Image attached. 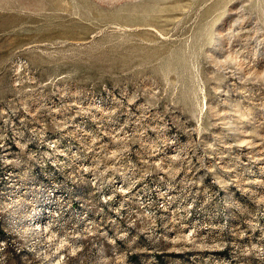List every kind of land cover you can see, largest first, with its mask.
<instances>
[{
	"label": "rangeland",
	"instance_id": "374dc122",
	"mask_svg": "<svg viewBox=\"0 0 264 264\" xmlns=\"http://www.w3.org/2000/svg\"><path fill=\"white\" fill-rule=\"evenodd\" d=\"M0 264H264V0H0Z\"/></svg>",
	"mask_w": 264,
	"mask_h": 264
},
{
	"label": "bare ground",
	"instance_id": "6f19581e",
	"mask_svg": "<svg viewBox=\"0 0 264 264\" xmlns=\"http://www.w3.org/2000/svg\"><path fill=\"white\" fill-rule=\"evenodd\" d=\"M34 226H35V228H34V230H36V229H39V227L41 226L38 222H35L34 223ZM43 228H46V226H43Z\"/></svg>",
	"mask_w": 264,
	"mask_h": 264
}]
</instances>
